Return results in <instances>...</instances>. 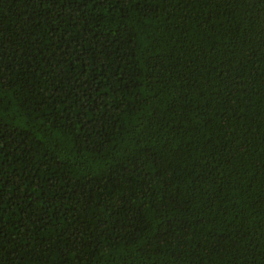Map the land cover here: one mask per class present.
Wrapping results in <instances>:
<instances>
[{"label":"trees","instance_id":"1","mask_svg":"<svg viewBox=\"0 0 264 264\" xmlns=\"http://www.w3.org/2000/svg\"><path fill=\"white\" fill-rule=\"evenodd\" d=\"M0 264H264V0H0Z\"/></svg>","mask_w":264,"mask_h":264}]
</instances>
